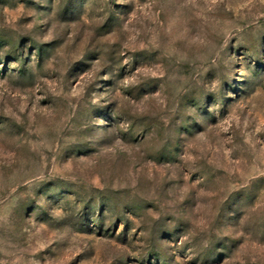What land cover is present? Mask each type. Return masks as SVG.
<instances>
[{
  "label": "rangeland",
  "instance_id": "rangeland-1",
  "mask_svg": "<svg viewBox=\"0 0 264 264\" xmlns=\"http://www.w3.org/2000/svg\"><path fill=\"white\" fill-rule=\"evenodd\" d=\"M0 264H264V0H0Z\"/></svg>",
  "mask_w": 264,
  "mask_h": 264
}]
</instances>
